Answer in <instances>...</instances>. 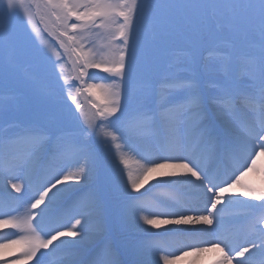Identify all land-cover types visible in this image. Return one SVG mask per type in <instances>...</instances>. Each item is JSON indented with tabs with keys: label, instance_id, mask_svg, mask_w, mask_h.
I'll list each match as a JSON object with an SVG mask.
<instances>
[{
	"label": "snow or ice",
	"instance_id": "obj_1",
	"mask_svg": "<svg viewBox=\"0 0 264 264\" xmlns=\"http://www.w3.org/2000/svg\"><path fill=\"white\" fill-rule=\"evenodd\" d=\"M26 2L28 9L45 10L60 37H67V43L63 39L59 43L65 53L71 48L76 54L81 86L96 79L107 83H87L85 91L98 89L102 102L94 105L95 110L86 117V127L80 126L71 137H57L55 146L43 128L0 135V169L5 164L9 169L31 165L41 151L50 152L54 161L38 174L31 203L32 210L42 204L44 207L38 213L33 211L27 220L11 224L31 232L39 229L46 237L37 236L22 255L31 259L40 249L62 248L64 258L60 264H82L81 243L94 234L97 240L87 250V264H119L112 243L104 236L100 195H72L96 172L97 158L90 142L107 144L109 137L124 141L123 145L114 144L118 153L128 146L131 137L146 141L157 153L149 151L143 169L135 175L122 161L121 179L127 193L124 211L129 217L156 227L172 224L175 232L192 231L181 226L200 224L209 230L214 225L219 228L225 220L221 215L225 202L230 204L234 199L225 194L240 181L237 177L230 184L231 174L222 176L210 162L243 154L238 168L250 171L264 156V0H0V80L11 62L24 52V33L12 24V19ZM28 9L24 10L23 20L35 29L34 14ZM95 37L104 42L97 44ZM81 41L89 45L87 51ZM177 41L185 42L188 51L173 59L170 53ZM211 41H227L232 52L241 43H254L256 47L255 55L238 58L235 65L231 54L221 57L223 79L213 93L203 87L210 68L201 54ZM52 71L59 81L55 64ZM100 72L107 75L99 76ZM71 87L61 85L68 89L65 100H71L75 108L69 105L70 112L56 114L57 122L70 120L77 111L83 115V106ZM3 104L0 98V111ZM241 104L257 111L255 123L239 126ZM108 128L113 131H106ZM191 140L204 146L207 160L186 149ZM68 168L76 170L67 171ZM153 173L157 174V183L186 180L198 192L202 190L206 197L203 207L178 202L176 211L141 215L145 208L134 193ZM11 187L16 192L21 190L18 184ZM245 187L243 195L254 197L264 208V190ZM186 212L199 214L185 215ZM46 215L51 216V222L42 227L39 218ZM160 216L171 219L161 220ZM9 223L8 219L0 220V224ZM257 228L255 234L237 240L217 235L219 243L215 246L224 244L228 249L220 264H231L232 260L236 264H264V216L259 218ZM158 251L153 242L138 245L131 249L137 257L131 264H152L150 257ZM162 259L169 264L168 256Z\"/></svg>",
	"mask_w": 264,
	"mask_h": 264
},
{
	"label": "bare ground",
	"instance_id": "obj_2",
	"mask_svg": "<svg viewBox=\"0 0 264 264\" xmlns=\"http://www.w3.org/2000/svg\"><path fill=\"white\" fill-rule=\"evenodd\" d=\"M37 15L45 23L49 33L55 36L57 32L52 23L42 15L41 10H37ZM3 108H9L11 103L8 99L4 100ZM257 111L248 105L241 104L238 106V124L239 126H247L256 122ZM55 126V125H54ZM52 128L47 129L45 132L46 137H51L52 146H55L56 138L64 135L55 133L53 125ZM112 129V128H111ZM113 130V129H112ZM135 137L128 139V146L122 147L117 152L114 144H124L123 140L112 141L109 137V142L104 144L107 149V168L108 166L114 172V180L108 185V193L104 195L96 186L93 177L87 181L82 182L74 191V197H87L92 192H96L102 199L101 215L105 226L104 236L114 245L124 250V254H120L115 250V259L119 264L124 262H131L136 259L131 249L146 242H153L157 245L160 251L154 253L150 260L155 264L156 260H160V264H164L163 257H169V264H220L224 259L225 253L228 249L224 244L219 247L215 245L219 243L217 235L223 234L231 240L243 238L244 235H252L258 231L257 222L260 217L264 216V208L259 206V201L254 197H245L243 193L247 190L245 185L255 189L257 192L264 190V156L257 159L256 168L246 171L244 168H238L239 163H243V154H236L231 157H225L221 160L210 162L214 170L220 174H231L229 183L239 177V183L232 184L229 193L234 197L233 201L221 210V215L225 217L223 224L217 228L213 226L212 230L208 229L205 225L196 226H181V228H192V231L175 232L174 225H160L159 227L146 225L142 220H137L135 216L129 217L124 211V205L127 199V193L124 190V183L121 179V169L124 168L126 161L128 169L133 174H138L145 165V156L151 151L155 153L154 147L148 145L144 140H133ZM186 149L196 155L201 156L202 159L207 160V153L204 146L196 140H191L186 144ZM100 148H102L100 146ZM250 163V161H249ZM54 161L51 158L50 152L41 151L37 154L33 163L28 166H23L22 169L26 176V181L29 188H26L20 179L18 169L15 172L12 168H8L5 164L3 169H0V220L8 219L9 224H0V264H34L35 259H29L23 256L22 253L31 245V240H35L37 236L46 238L42 234L31 232L27 230L13 228L12 223L21 220H27L33 211L39 212L38 209L32 210L31 203L34 202V192L39 183L38 174L43 173L46 169L51 167ZM62 165V162H61ZM233 168V170H231ZM238 169V170H237ZM67 171H75V168H68ZM161 171H179L174 169H163ZM106 173V172H105ZM243 173V175L241 174ZM126 179V176H125ZM157 174L153 173L148 181L144 183L139 192L134 195L142 202L145 211L141 215H148L150 212H172L176 211L178 202H185L189 205L198 204L203 207V202L206 197L203 195L202 190L197 191L194 186L182 180L176 183L175 179L171 184L157 183ZM107 182V181H106ZM18 184L23 191L16 196H10L5 192L11 191V185ZM43 190L42 188L40 189ZM107 196V198H106ZM106 201L110 203V210L108 211ZM29 203V207L24 209V204ZM47 203V200L45 201ZM24 209V210H23ZM118 211L121 213L118 215ZM7 214V215H4ZM199 213L186 212L185 215H197ZM110 218L112 224L107 222ZM159 219H171V217L160 216ZM37 219V217H33ZM42 227H48L51 222V216L46 215L39 218ZM95 223V221H93ZM35 226V225H34ZM166 229H168L166 231ZM97 237L92 234L85 237L81 243L83 254L79 257L82 264H87L89 256L87 250ZM56 243V242H54ZM51 249V246H50ZM195 249H200L196 251ZM223 249V251H222ZM51 251L52 253H49ZM229 255H231L229 253ZM38 259H42L41 264H60L64 258V249H40L37 252ZM231 264H236L235 260Z\"/></svg>",
	"mask_w": 264,
	"mask_h": 264
},
{
	"label": "rangeland",
	"instance_id": "obj_3",
	"mask_svg": "<svg viewBox=\"0 0 264 264\" xmlns=\"http://www.w3.org/2000/svg\"><path fill=\"white\" fill-rule=\"evenodd\" d=\"M25 9H28L27 2L21 11L12 19V24L24 33L25 48L24 52L11 62V66L6 69L3 74V79L0 80V98L4 100L8 99L11 103L9 108L4 107L3 110L0 111V135H11L13 130L9 129L8 124L11 121L18 120L21 123H30L29 128L50 129L52 128L51 125H53L55 133L71 137L76 132L74 128L76 129V127L78 128L79 126V118L83 120L87 126L86 117L93 113L95 110L94 105L102 102V97L98 89H94L92 93L85 91L87 83L100 84L107 83V81L96 79L86 81V83L81 86L80 80L78 79L80 67L78 60H76L75 63V60L73 61L72 59V53L69 50L65 53L60 44L53 39L49 32H47L44 26L45 24L43 20L38 17L35 7L28 9L34 14L35 29L31 26H27L23 20ZM41 12L42 15L52 22L50 15L45 10L41 9ZM55 33L58 38L67 39V37H60L59 32ZM71 34L72 33L69 32V35ZM79 35L80 34L77 33L78 37ZM95 40L97 44H102L104 42L101 37H95ZM81 43L85 42L81 41ZM88 47L89 45L85 43L84 50L87 51ZM187 51L188 48L185 42L177 41L173 45L170 54L173 59H176L186 55ZM56 53L60 55L57 56ZM201 54L210 68V71L203 81V87L207 92L213 93L217 82L223 79L221 57L225 54H231L233 57V65H235L238 58L255 55L256 47L254 43H241L237 46L235 52H232L227 41H211L204 45ZM54 64L60 75L59 81H57L56 74L52 71ZM90 71L98 72V70ZM104 75L107 74L102 72L99 73V76ZM65 83L72 85L71 92L77 95L78 101L83 106V115L77 111L72 115L70 120L65 119L61 122H57L55 119L56 114H67L70 112L71 109L69 105H71L72 109L75 108L71 100H65L68 89L61 88V85ZM77 89H79V91H77ZM8 93H16V95H9ZM19 126L20 125L16 122L13 123L14 129ZM106 131L113 130L108 128ZM102 145L104 146V144ZM89 146L95 152L97 158V169L94 182L100 192L106 195L108 189L106 187L107 185L104 183V173L107 165L108 151L104 148L101 150L99 144L95 141H91ZM12 171L16 174V167L12 168ZM19 172L22 175L23 171H21V168ZM10 190L11 191L6 192L8 195L13 196L18 194L12 187ZM106 205L108 208V201H106ZM27 207H29V203L24 204V209ZM107 222L109 224L111 223L108 218ZM32 242H34V240H31V243ZM114 248L121 254H124V251L120 250L116 245H114ZM35 257H32V259Z\"/></svg>",
	"mask_w": 264,
	"mask_h": 264
}]
</instances>
